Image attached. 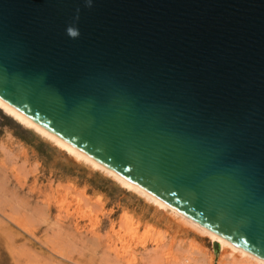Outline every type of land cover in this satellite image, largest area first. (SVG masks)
Instances as JSON below:
<instances>
[{
	"label": "water",
	"instance_id": "obj_1",
	"mask_svg": "<svg viewBox=\"0 0 264 264\" xmlns=\"http://www.w3.org/2000/svg\"><path fill=\"white\" fill-rule=\"evenodd\" d=\"M0 103L264 262V0H0Z\"/></svg>",
	"mask_w": 264,
	"mask_h": 264
},
{
	"label": "rangeland",
	"instance_id": "obj_2",
	"mask_svg": "<svg viewBox=\"0 0 264 264\" xmlns=\"http://www.w3.org/2000/svg\"><path fill=\"white\" fill-rule=\"evenodd\" d=\"M176 221L0 110V264L221 261Z\"/></svg>",
	"mask_w": 264,
	"mask_h": 264
},
{
	"label": "bare ground",
	"instance_id": "obj_3",
	"mask_svg": "<svg viewBox=\"0 0 264 264\" xmlns=\"http://www.w3.org/2000/svg\"><path fill=\"white\" fill-rule=\"evenodd\" d=\"M0 110H2V112H4L7 116L12 118L14 121H16L18 124H20L24 128H26L28 130H31L32 132H34L35 134L40 136L43 140L47 141L48 143H50L54 147L58 148L60 151L66 153L73 160H75L77 162H80V163L88 166L89 168H91V169H93L95 171L101 172L102 174H104L105 176L109 177L111 180H113L117 184H119V186H121L122 188L127 190V192H130V193L138 196L139 198L143 199L147 203H149L152 206H154L157 210H161V211L167 213L175 221L177 220L178 223L181 224L182 226H184V227L196 232L197 234L201 235L205 239H209L212 243L216 242L217 245H218V250H217L216 253H219V251H220L221 252L220 254H223V256H222L223 258L220 259L221 261L218 262V264H264V262L254 258V257H251V256H249L247 254H245L244 252L236 249L235 247H233V246H231L229 244H226L223 241H221L220 239H218V238L212 236L211 234L201 230L196 225H194L192 222H190L189 220H187L184 217H181L179 214H177L173 210L167 208L166 206H164L160 202L156 201L153 198H150V197L146 196L144 193H142L141 191H139L135 187H132L131 185L125 183L124 181L119 180V178H117L112 173L104 170L103 168L98 167L93 162H91L90 160L85 158L83 155H79L76 151L70 149L68 146H66L62 142L58 141L57 139H55L54 137H52L51 135H49L45 131L40 130L39 127H37L34 124L30 123L26 119L20 117L18 114H16L15 112L11 111L8 107H5L1 103H0ZM128 223H129V221H128ZM156 244H158V243H156ZM158 250H159V248H158ZM206 257H208V256L206 255Z\"/></svg>",
	"mask_w": 264,
	"mask_h": 264
},
{
	"label": "clouds",
	"instance_id": "obj_4",
	"mask_svg": "<svg viewBox=\"0 0 264 264\" xmlns=\"http://www.w3.org/2000/svg\"><path fill=\"white\" fill-rule=\"evenodd\" d=\"M85 6L87 8H92L93 6V0H84ZM79 9H77V15L75 17V20L78 21L79 20ZM66 35H68L71 38H78L80 36V31L78 29V27L75 26V24L69 25L66 28Z\"/></svg>",
	"mask_w": 264,
	"mask_h": 264
}]
</instances>
